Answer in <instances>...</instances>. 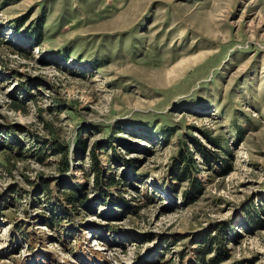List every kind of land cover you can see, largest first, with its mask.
<instances>
[{"label":"rangeland","instance_id":"rangeland-1","mask_svg":"<svg viewBox=\"0 0 264 264\" xmlns=\"http://www.w3.org/2000/svg\"><path fill=\"white\" fill-rule=\"evenodd\" d=\"M0 264H264V0H0Z\"/></svg>","mask_w":264,"mask_h":264},{"label":"bare ground","instance_id":"bare-ground-1","mask_svg":"<svg viewBox=\"0 0 264 264\" xmlns=\"http://www.w3.org/2000/svg\"><path fill=\"white\" fill-rule=\"evenodd\" d=\"M92 141H93V139H92ZM91 143H92V142H91ZM91 143H90V144H91Z\"/></svg>","mask_w":264,"mask_h":264}]
</instances>
